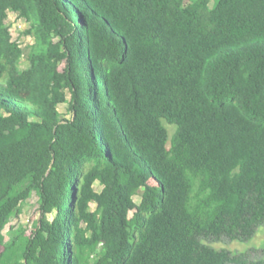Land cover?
Segmentation results:
<instances>
[{
	"label": "trees",
	"instance_id": "16d2710c",
	"mask_svg": "<svg viewBox=\"0 0 264 264\" xmlns=\"http://www.w3.org/2000/svg\"><path fill=\"white\" fill-rule=\"evenodd\" d=\"M261 229L264 0H0V264H264L211 244Z\"/></svg>",
	"mask_w": 264,
	"mask_h": 264
},
{
	"label": "rangeland",
	"instance_id": "374dc122",
	"mask_svg": "<svg viewBox=\"0 0 264 264\" xmlns=\"http://www.w3.org/2000/svg\"><path fill=\"white\" fill-rule=\"evenodd\" d=\"M9 24L11 26V31L15 40L26 49L35 43V38L33 36L25 34L26 30L31 27L25 18L19 16L16 12H11L9 17ZM30 66V62L27 57L22 60V68H27ZM70 99V96H69ZM68 103H63L59 106L62 118H70L71 113L69 111ZM103 186L100 183H96V189L101 191ZM140 195L135 196L136 202L141 201ZM97 204L93 203L92 208L96 209ZM39 197L34 194L22 207L20 214L15 215L6 226L4 234L6 236V241L11 242L13 240V232L22 227H26L31 231L33 221L39 216ZM50 219H53L54 214L49 215ZM217 248L229 249L233 252H244L248 251L251 256L261 257L264 255V229L258 231L254 238L248 242L241 241H231L229 239H224L222 241H214L211 243Z\"/></svg>",
	"mask_w": 264,
	"mask_h": 264
}]
</instances>
